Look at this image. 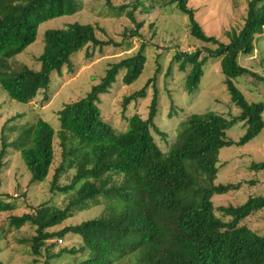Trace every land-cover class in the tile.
I'll list each match as a JSON object with an SVG mask.
<instances>
[{
	"label": "trees",
	"instance_id": "obj_1",
	"mask_svg": "<svg viewBox=\"0 0 264 264\" xmlns=\"http://www.w3.org/2000/svg\"><path fill=\"white\" fill-rule=\"evenodd\" d=\"M175 2L188 15L192 36L216 45L214 49L175 53L181 70L190 66L186 89L192 90L200 82L206 56L218 57L230 101L240 109L239 114L231 120L214 111L191 114L180 123L174 141L163 151L150 130L157 109L156 92L147 118L138 114L127 117L129 128L125 131H116L101 119L99 95L109 90L120 70H124L125 84L139 77L146 62L144 44L134 54L112 63L83 97L65 103L59 110L61 160L52 176L51 190L68 195L66 205H30L31 211L10 216L15 227L26 222L35 226L31 237L35 255L47 240L71 233L79 236L80 242L49 253V258L66 253L76 256L71 264H264V234L242 223L264 209V194L249 195L240 204L217 209L212 202L213 194L240 187L237 183H214L219 150L245 145L264 129V99L248 101L233 81L241 75L259 77L240 65L237 58L240 52L253 51L256 35L264 30V0H248L243 24L229 34L227 42L205 33L187 0ZM80 6L77 0H0V86L11 99L29 103L49 88L52 72L71 64L73 54L90 45L107 43L97 38L92 24L75 21L44 32L38 69L22 66L12 70L9 60L36 40L41 23L74 14ZM128 15L135 21L133 12ZM203 50L207 54L201 57ZM144 95L145 86L124 97V107ZM237 120L246 127L238 140H232L227 130ZM54 132L50 123L38 118L22 145L21 158L32 183L48 176L54 159ZM4 153L0 149V167ZM250 169L264 171V160L252 162ZM69 170L74 171L70 182L59 185L58 177ZM1 182L0 176V187ZM9 197L0 191V213L14 209ZM100 202L106 204L100 216L50 230L75 211ZM55 243L46 246V251Z\"/></svg>",
	"mask_w": 264,
	"mask_h": 264
},
{
	"label": "rangeland",
	"instance_id": "obj_2",
	"mask_svg": "<svg viewBox=\"0 0 264 264\" xmlns=\"http://www.w3.org/2000/svg\"><path fill=\"white\" fill-rule=\"evenodd\" d=\"M80 9L71 15L49 19L38 27L36 40L9 60L12 70L22 66L39 68L38 56L44 46V32L47 29L65 27L68 23H90L95 27L97 38L107 42L102 46H89L71 57V64L64 65L60 72H52L49 88L41 91L29 103L11 99L0 86V149L4 156L0 167V191L8 194L15 203L13 210L0 213V264H71L75 257L56 254L60 248H69L80 242V237L68 233L61 239L47 240L39 255L31 248V237L35 226L26 222L19 227L10 223V216L31 211L30 205H55L63 208L68 195L51 190V181L60 157L59 110L65 103L83 97L92 85L98 83L109 66L121 58L137 52L144 44L146 62L139 77L130 84L122 81L124 70L116 75L109 90L99 95L97 105L101 119L116 131L129 128L127 117L133 114L146 119L154 92L157 94V109L154 126L150 128L157 145L167 151L179 131L180 123L189 115L214 111L227 120L236 117L240 109L230 101L224 84V74L220 70L219 58L206 56L203 75L196 88L186 89V76L190 70L179 68L180 61L174 59L177 51H194L197 48L216 47L196 39L190 33L188 15L180 11L175 0H77ZM248 0H187L194 9L195 19L208 35L227 42L229 34L243 24ZM133 12L135 21L129 17ZM136 22L141 25L137 27ZM238 63L257 76L241 75L233 79L248 101L264 99V30L256 35L254 49L250 54L239 53ZM145 86V95L131 100L126 107L124 97ZM48 96L47 99L44 97ZM38 118H42L54 128V159L47 178L38 183L30 181V172L21 158L22 145L30 135L29 130ZM264 118V113H263ZM242 121H235L227 130L228 138L238 140L245 131ZM18 141V142H17ZM17 142V143H16ZM5 143V144H4ZM264 160V129L245 145L222 147L218 154V173L214 180L218 183H237L240 187L226 194H213L212 202L217 209L221 205H236L244 202L249 195L264 194V171L250 169L252 162ZM74 171L69 170L58 177L57 183L70 182ZM253 181V183H250ZM105 202L92 205L74 214L50 230H60L65 226L103 214ZM217 214L219 212L217 211ZM256 233L264 234V209L242 221ZM60 240V241H59ZM56 242V243H55ZM55 243L46 251V246Z\"/></svg>",
	"mask_w": 264,
	"mask_h": 264
},
{
	"label": "built area",
	"instance_id": "obj_3",
	"mask_svg": "<svg viewBox=\"0 0 264 264\" xmlns=\"http://www.w3.org/2000/svg\"><path fill=\"white\" fill-rule=\"evenodd\" d=\"M60 241V240H59Z\"/></svg>",
	"mask_w": 264,
	"mask_h": 264
}]
</instances>
